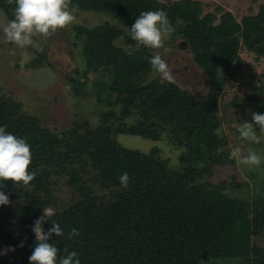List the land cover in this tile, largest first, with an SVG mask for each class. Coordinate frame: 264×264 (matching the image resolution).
<instances>
[{"label": "trees", "instance_id": "16d2710c", "mask_svg": "<svg viewBox=\"0 0 264 264\" xmlns=\"http://www.w3.org/2000/svg\"><path fill=\"white\" fill-rule=\"evenodd\" d=\"M202 7L192 0H69L70 10L105 16L128 31L141 12L164 10L174 28L170 36L203 41L192 48V55L208 79V91L195 98L158 79L147 82L156 72L147 50L121 52L115 46L121 32L109 23L90 33L78 28L77 48L87 71L103 70L110 77L97 98L103 94L111 102L114 96L125 115L133 110L138 120L130 127L112 132L98 127L85 135L76 126L60 138L24 113L20 104L0 96V125L31 145L29 170L35 173L28 185L7 181L0 189L10 201L0 206V264H29L36 244L33 222L42 210L54 208V177L66 178L78 195L75 203L53 210L49 217L64 230L63 236L48 241L55 243L58 256L75 251L81 264H264V246L253 241L264 233L263 204L228 199L217 186L201 182V168L171 170L157 148L144 154L116 140L134 136L158 142L165 134L171 146L183 149V169L205 160L234 164L226 140L217 135L219 102L235 80L231 70L240 62L243 47L264 58V5L240 22L221 8L202 15ZM14 9L15 0H0L8 21ZM125 41L139 44L130 32ZM101 47L106 51L98 54ZM249 100L258 106L257 113H264L263 86L254 87ZM123 172L129 175L127 188L119 182ZM94 187L105 195H96ZM50 227V222L43 225L45 231ZM72 228L79 235L69 238Z\"/></svg>", "mask_w": 264, "mask_h": 264}, {"label": "rangeland", "instance_id": "374dc122", "mask_svg": "<svg viewBox=\"0 0 264 264\" xmlns=\"http://www.w3.org/2000/svg\"><path fill=\"white\" fill-rule=\"evenodd\" d=\"M157 1L165 3V0ZM192 1L202 3V15L221 8L224 12L231 13L238 22L243 17L256 15L264 5V0ZM70 11H73L75 16L71 24L47 36L37 34L33 36L31 45L23 47L7 39L4 29L9 21L0 11V96L20 104L24 113L36 118L43 128L58 137L62 138L64 132L76 126L79 127L80 134L85 135L98 127L105 126V129H110L111 132L118 127H130L138 120L133 110L125 115L123 108L115 103L114 96L111 102L105 99L103 94L97 98L96 94L99 93L101 85H104L105 81L109 82L110 77L103 70L97 73L87 71L86 62L77 48L79 43L75 36L78 28L90 33L109 23L121 32L115 44L121 52L130 55L145 49L150 55L158 53L167 61L171 80L162 79L159 73L152 72L147 76V82L158 79L161 84L174 85L195 98L207 93L208 79L197 68L192 55V48L202 45V40L194 39L188 42L169 36L164 39L163 47L159 49H151L140 43L130 46L125 41L129 36L126 27L99 14ZM105 51L101 47L98 54ZM44 57L46 63L43 62ZM239 57L240 62L231 70L236 81L229 82L219 102L217 118L220 126L217 135L226 140L225 149L228 152L239 147L242 156L249 151L259 154L261 163L258 166L243 164L233 158L234 164L231 165L221 166L219 163L211 164L205 160L198 162L194 167L183 169L180 163L183 149L171 146L165 134L158 142L134 136H117L116 140L124 148L144 154L157 148L160 158L167 162L171 170L184 172L185 169L201 168L205 173L201 182L217 186L228 199L264 205V126L257 125L255 128L260 137L259 143L242 138L239 134V123H254L251 114L257 113L258 106L249 98L254 87L264 88V58L258 59L255 53L245 47L240 50ZM67 182L63 177L52 179L53 210L62 211L78 200L77 193L68 187ZM32 189L33 187L28 188L30 191ZM94 190L96 195H105L97 187H94ZM6 208L11 210L12 206ZM253 241L258 246H264V233L254 237Z\"/></svg>", "mask_w": 264, "mask_h": 264}, {"label": "clouds", "instance_id": "9594fccd", "mask_svg": "<svg viewBox=\"0 0 264 264\" xmlns=\"http://www.w3.org/2000/svg\"><path fill=\"white\" fill-rule=\"evenodd\" d=\"M74 20L73 11L69 10V0H15L14 18L8 22L4 31L10 42L23 47L33 43V36L37 34L47 36L57 29H63ZM173 31L167 13L161 9L141 12L129 27L131 38L151 49L163 47L164 39ZM149 64L162 79L171 80V70L167 61L158 53L149 58ZM251 118L254 123H239V134L242 138L259 143L260 137L256 134L255 128L257 125L264 126V113L253 112ZM30 148L31 145L25 138L7 131L5 126L0 125V189H3L7 181H11L12 184L28 185L35 179V173L29 170L32 158ZM229 158H235L247 165L258 166L261 163V157L256 152L249 151L242 156L239 147L229 153ZM119 182L121 187H128L127 172L120 175ZM9 202L8 194L0 190V206H6ZM42 212L43 214L34 220L32 225L36 244L28 257L29 264H81L77 252L70 251L66 256H58L55 243H48L53 235L63 236L64 230L59 223L49 220L53 215L50 209ZM46 222L51 223L47 231L43 228ZM78 235L77 228H72L68 233L69 238ZM9 250L14 249L10 247Z\"/></svg>", "mask_w": 264, "mask_h": 264}]
</instances>
